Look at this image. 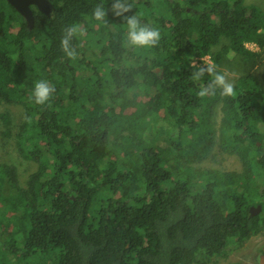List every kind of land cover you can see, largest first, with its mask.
<instances>
[{"label":"trees","instance_id":"trees-1","mask_svg":"<svg viewBox=\"0 0 264 264\" xmlns=\"http://www.w3.org/2000/svg\"><path fill=\"white\" fill-rule=\"evenodd\" d=\"M51 1L50 16L34 7L30 29L0 0V127L19 120L17 151L37 165L23 180L0 161V264H215L263 235L264 76H242L232 97L203 99L211 77L191 76L194 59L211 57L218 71L231 52L256 60L246 43H264V9L246 0ZM116 3L131 4L123 15L158 28L160 42L131 46ZM97 5L107 23L92 18ZM72 24L84 31L69 39L75 60L60 43ZM38 80L55 85L49 104L29 99ZM216 146L239 167H193Z\"/></svg>","mask_w":264,"mask_h":264},{"label":"rangeland","instance_id":"rangeland-1","mask_svg":"<svg viewBox=\"0 0 264 264\" xmlns=\"http://www.w3.org/2000/svg\"><path fill=\"white\" fill-rule=\"evenodd\" d=\"M246 4L257 5L264 9V0H246ZM247 44V48L258 55V58L256 60L246 61L245 58L237 55L235 52H231L229 54L228 61L226 62L225 66L221 69L223 73H226L229 76L234 85L237 83L239 78L247 74L254 73L255 75H259L261 77L264 76V43L260 44L250 42ZM195 62L196 64H213L210 57H206L201 60H195ZM14 108L18 111L19 114L23 113L22 107L14 106ZM219 108L215 111L216 113L213 118L218 140L220 136V123L222 118V114ZM4 109L5 108L0 105V112H3ZM18 123L16 121L17 125ZM17 125H15V127H12V129H4L0 127V161L16 165L23 180H25L28 175L36 171L37 165L34 162L25 161L18 153L16 148V134L18 128ZM163 125H166L165 122L160 120L159 127H162ZM148 132H151L150 129H148ZM159 132V129L153 130V133L156 135L160 146H164V148H167V139L164 135L160 134ZM193 167L204 170L224 171L234 170L238 168L239 163L235 156H232L222 151L219 146H216L215 149H213L211 155L206 160L194 163ZM262 246H264V234L251 240L248 243L247 248L243 250H233V252L231 251L226 258L223 257L219 259L218 262L215 264H229L230 262L237 261H241L246 264H254V262L256 261L257 253L259 252L257 248H260ZM1 258L3 259V261H6V259L9 257L7 255H1ZM52 260L53 259L49 256H44V258L37 257L34 260H26V263L51 264L53 263Z\"/></svg>","mask_w":264,"mask_h":264},{"label":"clouds","instance_id":"clouds-1","mask_svg":"<svg viewBox=\"0 0 264 264\" xmlns=\"http://www.w3.org/2000/svg\"><path fill=\"white\" fill-rule=\"evenodd\" d=\"M114 13L118 17H123L127 24V41L131 46L139 48H147L156 46L161 39V33L158 28H150L147 25L141 24L140 20L135 16H124L123 14L131 11V4L124 6L116 3L112 5ZM119 9V11H115ZM92 18L98 22L107 23L105 17L107 15L102 5H97L92 10ZM65 35L61 39V49L69 59H77V53L74 49L69 48V39L75 35H84V31L77 24L66 26ZM193 64L196 71L192 73L193 81H200L207 74L211 77L206 86H201L197 92V96L205 98L209 95L215 96L217 90L221 97H232L235 95V86L232 80L226 73L217 70L215 64H196L195 59ZM55 93V85L47 80H38L35 82L29 99L36 105L49 104ZM258 264H264V257L258 258Z\"/></svg>","mask_w":264,"mask_h":264},{"label":"water","instance_id":"water-1","mask_svg":"<svg viewBox=\"0 0 264 264\" xmlns=\"http://www.w3.org/2000/svg\"><path fill=\"white\" fill-rule=\"evenodd\" d=\"M12 5L24 18L26 19L30 29L35 26V9L46 15H52L55 6L51 0H6ZM263 211L262 205L252 206L251 212L253 215L259 214Z\"/></svg>","mask_w":264,"mask_h":264},{"label":"flooded vegetation","instance_id":"flooded-vegetation-1","mask_svg":"<svg viewBox=\"0 0 264 264\" xmlns=\"http://www.w3.org/2000/svg\"><path fill=\"white\" fill-rule=\"evenodd\" d=\"M259 257H264V254L258 252V253H257V256H256V259L258 260Z\"/></svg>","mask_w":264,"mask_h":264},{"label":"built area","instance_id":"built-area-1","mask_svg":"<svg viewBox=\"0 0 264 264\" xmlns=\"http://www.w3.org/2000/svg\"><path fill=\"white\" fill-rule=\"evenodd\" d=\"M247 45H248V44L246 43V47H248ZM210 58H211V57H210ZM203 59H204V58H203ZM197 60H201V59H197Z\"/></svg>","mask_w":264,"mask_h":264}]
</instances>
